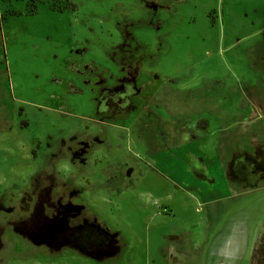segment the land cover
<instances>
[{"label": "rangeland", "instance_id": "1", "mask_svg": "<svg viewBox=\"0 0 264 264\" xmlns=\"http://www.w3.org/2000/svg\"><path fill=\"white\" fill-rule=\"evenodd\" d=\"M0 264H264V0H0Z\"/></svg>", "mask_w": 264, "mask_h": 264}, {"label": "flooded vegetation", "instance_id": "2", "mask_svg": "<svg viewBox=\"0 0 264 264\" xmlns=\"http://www.w3.org/2000/svg\"><path fill=\"white\" fill-rule=\"evenodd\" d=\"M36 198H40L42 202H44L45 205H50L51 203V192L49 191H45L42 192L40 194H36L35 195ZM35 200V197H34ZM59 200L56 204H58L59 208L61 210H56L54 211V216L53 217H47L46 216V212H44V210L41 211H34V209L32 208L31 214L29 215L28 220L25 221L26 226L31 230L34 231L35 229H37V234L35 233V235L31 236H27L29 237V239H33V242H38V239L42 240V236L45 235L49 230L53 232V230L56 228V225L54 226V224L58 223H74L75 225H79L82 222H84L85 220H87L84 216L82 217H78L80 211L78 212V209H80L79 207H74L77 210V213L73 215L72 211L70 210V208L72 209V205H70L68 202H63L61 199H57ZM69 200V199H68ZM55 204V205H56ZM57 207H55L56 209ZM25 211H29V206H26V210ZM44 213V214H42ZM38 216H40V220H38ZM48 218V221H47ZM78 218V219H77ZM32 220V221H31ZM74 220L77 222H74ZM66 221V222H65ZM49 225V227H48ZM50 225L52 227H50ZM60 227V226H59ZM46 238V237H44ZM36 240V241H35Z\"/></svg>", "mask_w": 264, "mask_h": 264}, {"label": "crops", "instance_id": "3", "mask_svg": "<svg viewBox=\"0 0 264 264\" xmlns=\"http://www.w3.org/2000/svg\"><path fill=\"white\" fill-rule=\"evenodd\" d=\"M250 132V130H244V134H246L247 135V141L248 140H250V138H248L249 137V135H248V133ZM207 135V134H206ZM207 137H208V135H207ZM200 142V141H199ZM208 142V140L206 139V143ZM187 143V142H186ZM200 144H202V142H200ZM246 144V143H245ZM195 167H197V166H195ZM202 168L203 169H201L202 171H200L199 169H198V173H197V175H200V180H202L204 177H205V173H203V170H206L207 171V166H204V163H203V166H202ZM200 171V172H199ZM230 171H231V169H230ZM222 172V171H221ZM204 175H203V174ZM231 182V181H230ZM145 197V196H144ZM148 197V196H147Z\"/></svg>", "mask_w": 264, "mask_h": 264}, {"label": "trees", "instance_id": "4", "mask_svg": "<svg viewBox=\"0 0 264 264\" xmlns=\"http://www.w3.org/2000/svg\"><path fill=\"white\" fill-rule=\"evenodd\" d=\"M24 210H26V207L24 208ZM28 219H30V218H28ZM13 230L16 231V232H18V231L21 232L19 229L15 228V227H13Z\"/></svg>", "mask_w": 264, "mask_h": 264}]
</instances>
